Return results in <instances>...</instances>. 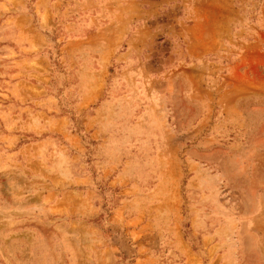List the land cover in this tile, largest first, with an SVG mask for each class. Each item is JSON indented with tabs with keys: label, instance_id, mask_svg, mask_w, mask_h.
Returning a JSON list of instances; mask_svg holds the SVG:
<instances>
[{
	"label": "rangeland",
	"instance_id": "obj_1",
	"mask_svg": "<svg viewBox=\"0 0 264 264\" xmlns=\"http://www.w3.org/2000/svg\"><path fill=\"white\" fill-rule=\"evenodd\" d=\"M0 264H264V0H0Z\"/></svg>",
	"mask_w": 264,
	"mask_h": 264
}]
</instances>
